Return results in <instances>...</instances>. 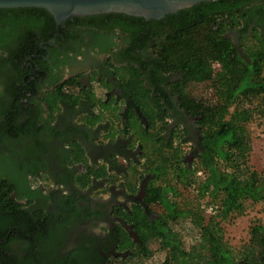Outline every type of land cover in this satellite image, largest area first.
Returning <instances> with one entry per match:
<instances>
[{
    "label": "trees",
    "instance_id": "trees-1",
    "mask_svg": "<svg viewBox=\"0 0 264 264\" xmlns=\"http://www.w3.org/2000/svg\"><path fill=\"white\" fill-rule=\"evenodd\" d=\"M251 16L256 18L251 21ZM106 17L113 20L102 22ZM72 22L93 27L94 31L118 27L126 32L129 42H136L134 36L139 33L150 41L154 40V33L163 34L158 46L154 45V54H150L154 57L152 64L154 68L158 67L159 74L161 71L180 74L167 85L174 94L172 97L156 94L162 87L155 86L151 78L156 77V71L146 72L145 64L137 66L129 61L128 65L117 68L118 75L124 80L121 99L125 109L120 114L123 119L121 131L131 133L133 139L139 141L140 156L144 159V172L139 174L134 167V180L128 181V187L134 191L138 177L149 173L144 184L146 210L154 213L151 205L156 204L166 215V219L158 214L153 219L143 215L141 221L135 223L142 241L133 247L134 257L150 254L148 243L154 239L165 252L160 264H264V223L254 222L249 226V239L241 252L226 242L221 225V221L232 213H242L246 201H264V172L248 163L251 143L247 128V122L254 115L264 119V0H204L175 13H167L160 19L146 20L143 16L115 12L75 17L66 23L72 25ZM164 23L170 26L165 28ZM63 25H59L60 30ZM55 28L52 14L43 7L0 8V33L5 32L0 36V153L10 150L23 155L18 156L15 163L38 158L45 148L41 135L45 123L39 114L41 102L47 105L52 117L59 110L58 97L50 93L39 96L36 91L27 94L28 86L33 88L31 84H35L37 75L42 73L38 70L34 73L32 67H28V64H34L36 57L30 53L39 51V42L49 38ZM232 29L238 32V44L227 36ZM64 83L77 84L73 77ZM200 85L208 86L209 96L195 92ZM66 98L74 105L81 103L79 98L85 99L86 105L93 102L89 96ZM176 106L199 122L196 135L191 136L193 145L188 152L193 157L191 163L183 159L178 147L173 146L172 133L170 135L166 130V118L173 117L170 108L179 113ZM136 107L145 116L147 125L140 122ZM24 112L29 115L21 118ZM98 118L99 115L84 113V126L80 124L72 129L88 136L90 133L86 128ZM60 134L66 133L61 131ZM189 137L187 141H190ZM63 145L69 148L63 156L67 166L75 162L86 164L84 172L65 174V182L73 180L84 188L91 178H110L106 160L99 165L86 162L85 148L78 139L64 138ZM37 169L34 173L47 176L44 170ZM198 170L202 174H198ZM16 180V175L8 169H0L1 248H6L7 239L14 236L38 241L41 248L46 246L50 250L54 233L46 229L47 219L56 222L61 218L66 222L75 216L82 219L93 215L88 208L71 205L76 200V191L74 197L70 194L58 199L56 211L38 205H33V210L32 207L26 210L10 197L18 190ZM176 183L195 187L198 195L206 198V204L213 207V213L205 216L200 203L179 205L173 197L178 193ZM79 195L86 197L84 192ZM30 197L27 202L31 201ZM102 215L99 210L94 217ZM185 218L197 229L195 241L187 246L182 232L174 226ZM57 224L54 223V230ZM13 227L16 229L14 235L11 234ZM83 243L79 242L78 247L81 255L83 249L88 248ZM26 245L27 251L31 249L29 242ZM4 258L0 252V259Z\"/></svg>",
    "mask_w": 264,
    "mask_h": 264
},
{
    "label": "flooded vegetation",
    "instance_id": "flooded-vegetation-1",
    "mask_svg": "<svg viewBox=\"0 0 264 264\" xmlns=\"http://www.w3.org/2000/svg\"><path fill=\"white\" fill-rule=\"evenodd\" d=\"M106 13L111 14L115 13V11L93 14ZM88 15L92 14L73 15L58 23L55 21V31L49 38L39 42L41 46L39 51L30 53V55H36L37 58L35 57L34 64H28V67L31 66L34 73L37 70L39 73H42L37 75L36 83L31 84L34 86L33 88L28 86L29 91L27 94L36 91L37 95L45 96L46 93H50L58 97L59 110L55 111L52 117L48 112L47 105L41 102L39 114L42 117L43 123H45V131L41 134L43 136L42 139L45 141V148L39 154V157L15 163V159L23 155L14 154L10 150L3 151L0 153V169H8L9 172L16 175V188L18 190H14L10 197L20 202L21 207L26 210L31 207L33 210V205H38L39 207H44L46 210L56 211L58 199L70 194L74 197L76 191V200H73L71 205L74 206L75 204L77 207L88 208L93 215L92 217L82 219L75 216L66 222L59 218L56 222L53 221L55 219L52 221L51 219H47V223L46 218H44L46 229L54 233V243H52L51 249L47 250L46 246L41 248L38 245V241L32 242L26 238L12 236L7 239L8 246L6 248L0 247V250L2 249L0 251L1 255L5 256L4 259H0V264H3V262L5 264H77V262L81 264V261L82 264H125L129 258L134 256L135 249L133 247L136 244H141L142 241L136 232V224L141 221L143 215L148 216V219H153L157 216V213L146 210L144 201V184L149 178V173H143L138 178L134 191H130L128 185H123L122 181L117 186L110 183L108 195L105 198L102 196L93 197L89 194L84 198L79 195L81 192L87 191V189L88 193H90L91 190L89 189L94 186L93 183L96 178H91L90 184L84 186V188H80L73 180L69 182L63 180L65 174L73 175L79 171L84 172L86 170L84 162H75L69 166L64 163L65 161L63 162L64 153L69 149L63 145L64 138L70 140L74 138L78 139L85 148L87 159L98 157L106 160L108 174L112 173V171L118 175L128 173L124 165L127 166L128 162L133 163L132 165H138L142 160L140 156L142 149L140 143H138L139 141H134L131 133L121 131L123 119L120 114L125 109L124 102L121 99L124 95L122 88L124 80L118 75L117 68L128 65L127 62L129 61H132L137 66L145 64L146 72L153 73L156 71V77L151 78L153 83L156 84L155 86L159 85L162 87L157 89L156 94L172 97L174 94L167 85L177 80L180 76L176 72L165 73L161 71V74H159L158 67L154 68L152 64L154 57H150V54H154V45L158 46L163 34L154 33L152 36L154 40L150 41L151 39L147 40L143 37L142 33H139L140 35L134 36L136 42H129L126 32H122L118 27H114V30L96 29L94 31L93 27L86 26L83 23L77 25L72 22L74 24L69 25L70 21L75 17ZM255 18V16L250 17L251 21ZM112 20V18L106 17L102 22H110ZM68 21L69 23H66ZM61 23H64L63 30L59 29ZM169 26L170 24L164 23L163 27ZM4 35L5 32L0 33V36ZM227 36L231 38L233 43H239L240 37L236 30H229ZM135 60L137 61L136 63L134 62ZM144 74L146 73L144 72ZM33 77H35V74H33ZM71 77L75 78L76 85L64 83L65 80ZM146 77L148 78L149 76L147 75ZM144 80L147 82L146 79ZM148 84L153 89L149 80ZM1 91L0 88V93ZM65 96H89L93 98V102L86 105L85 99L79 98L78 100L81 103L78 104L79 108H75L76 105H72L73 103L68 101L67 98L64 99ZM100 97L103 98L101 99ZM106 105L114 108L120 116L117 124L120 131L115 133L114 138L104 136L101 142H96L98 139L95 138L98 135L97 131L99 132V128H105L103 124L88 126L86 128L90 133L88 136L73 131V126H79L80 124L84 126L82 121H75V117L80 110L93 115L95 113L93 108L102 109ZM176 108L179 113L170 108L173 117L166 118L167 122L170 119L166 126L167 133L171 134L174 126L183 122L182 124H185L187 132L195 136L197 130L191 125L187 126V119H195V117L187 114L180 106H176ZM28 115L27 112H24L21 114V118H25ZM140 122L147 125V122L141 121V118ZM49 128L52 130H49ZM61 131H65L66 134L61 135ZM130 142H135V144L131 146L132 143ZM118 156L125 162L124 165L119 164L118 160L115 159ZM82 164H84L83 168L80 169ZM89 164L99 165L97 163ZM37 167L38 169L41 168L40 171L44 170L47 173L46 178L49 180L47 185L43 184L41 180L39 183H36V179L39 176L42 177L40 173H34ZM109 180L110 178L108 180L102 179L104 182H108ZM44 181L46 180L43 179ZM118 193L121 196L117 197ZM29 195H31V201L27 202ZM131 203H137L141 208L140 218L135 222H127L121 214L115 212V208L119 207V211L123 210L127 213H132L130 208ZM99 210H102L103 215L94 217L95 213ZM53 222L58 223L55 227L56 231L54 230ZM102 226H104V229H102ZM120 227L127 231L132 241V246L124 249L118 247L121 237L118 236L117 231ZM15 231L16 229L13 227V233L11 234L14 235ZM0 242L3 243V240L0 239ZM27 242L31 244V249H28V251L25 249ZM79 242H84L83 244L88 247L86 249L82 248L84 251V253L82 251V255L78 250ZM80 256L82 257L78 261L77 259Z\"/></svg>",
    "mask_w": 264,
    "mask_h": 264
},
{
    "label": "rangeland",
    "instance_id": "rangeland-1",
    "mask_svg": "<svg viewBox=\"0 0 264 264\" xmlns=\"http://www.w3.org/2000/svg\"><path fill=\"white\" fill-rule=\"evenodd\" d=\"M195 92L198 94L205 95V96L210 95V89L206 85L197 86V89L195 90ZM100 98L102 99L103 97H100ZM77 107L78 105H76L75 108ZM83 116H84V113L79 112L77 116L75 117V121L76 122L82 121ZM117 118L118 120H120L119 117ZM169 121L170 119L168 120V122ZM182 123H178L177 125L174 126V129L171 130L173 131L172 132V139H173L172 143H173V146L178 147L180 152L183 154V159L186 161L188 160L191 163L193 161L192 160L193 157L191 153H188V152L192 148L193 141H191L192 140L191 136L193 137L194 134L188 133L187 128L184 126L185 124H182ZM198 124L199 122L196 123L195 119H190V120L187 119V126L191 125L194 129L198 130ZM247 128L250 134V143H251V149L248 155V163L252 168L264 172V119L263 117L261 115H254L247 122ZM102 132L103 130L99 128V132L97 131L98 139L96 142H101L104 139V134ZM187 136L188 137L190 136L189 137L190 141H187ZM182 138H186V139H183L184 140L183 141ZM130 143H132L131 146L135 144V142H130ZM152 157H153V153H151V158ZM115 159L118 160L119 164H123V165L125 164V162L122 160L121 157L118 156V157H115ZM103 161L104 159L98 158V157L95 159L86 158L87 163L101 164L103 163ZM143 162H144V159H142L138 165L136 164L132 165L133 163L128 162L127 164L128 167L126 168V170H128V173L118 175L117 173L114 174V172L112 171V173H110L111 176L108 182L107 181L104 182L102 181V179H96L95 182L93 183L94 186L90 187L91 189H89L91 190L90 193H88V189L87 191L85 190L84 193L86 194V196L87 194H89L90 196H93V197H97V196H102L104 198L107 197L108 190H109L108 187L110 183L117 186L118 183L122 181L123 185H128V181L130 179L134 180L133 178L134 167L137 168L136 172H139V174L141 172H144L143 171L144 165H142ZM83 165L84 164L80 166V169L83 168L82 167ZM130 165H132L133 167H130ZM124 166L126 167V165ZM76 170L78 169L76 168ZM169 176L170 174L167 175V177ZM42 177L39 176L36 179V183H39L41 180L43 184L47 185L49 183V180L46 178L47 176L42 175ZM43 179H45L46 181L43 182ZM176 187H177L178 193L174 195L173 197L179 203V205L187 204V203H190V204L200 203L201 207L204 208L203 213L205 216H210V214L213 213V207L208 206L206 204L205 202L206 198L199 196L195 187L183 186L178 183H176ZM113 195L116 196L117 194H113ZM118 196H121V194L118 193L117 197ZM130 208H131L132 213H127L126 211H123V210L119 211V207L115 208V212L121 214L127 220V222H135L140 218L141 208L139 204L137 203H131ZM151 208L155 213L160 215L162 219H166V215L159 205L152 204ZM254 222L264 223V201H259V202L246 201L245 209L242 213H232L227 218L221 221L224 239L226 240V242H228V244L231 245V247L235 251L238 250L241 252V250L243 249L242 246L249 239V226ZM174 226L182 232L186 246L188 245V243L195 241L197 229L189 222V220H187L186 218L180 219L174 224ZM118 236L121 237L119 241L120 244L118 245L120 249H124L126 247L132 246V241L130 240V236L127 234V231L124 228L122 227L119 228ZM148 244H149L148 248L151 251L150 254H148L147 256H142L138 258L133 256L129 258L125 264H160V262L164 258L165 252L161 248H159L158 242L154 239L150 240Z\"/></svg>",
    "mask_w": 264,
    "mask_h": 264
},
{
    "label": "water",
    "instance_id": "water-1",
    "mask_svg": "<svg viewBox=\"0 0 264 264\" xmlns=\"http://www.w3.org/2000/svg\"><path fill=\"white\" fill-rule=\"evenodd\" d=\"M204 0H0L1 7L36 6L49 11L58 23L73 15L101 12H122L144 18H160L180 8L191 6ZM141 121L145 116L136 107Z\"/></svg>",
    "mask_w": 264,
    "mask_h": 264
},
{
    "label": "crops",
    "instance_id": "crops-1",
    "mask_svg": "<svg viewBox=\"0 0 264 264\" xmlns=\"http://www.w3.org/2000/svg\"><path fill=\"white\" fill-rule=\"evenodd\" d=\"M99 102H101L99 100ZM95 111V115H99V118L95 120L94 124H103L105 128H103V134L104 136H110L109 133H113L111 137H115V133L117 131H120L117 127V124L119 122L117 117H120L116 110H114L111 107H108L107 105L104 108H98V109H93ZM98 110V111H97ZM114 110V111H113ZM98 136V135H97ZM98 138V137H95ZM113 159V158H111Z\"/></svg>",
    "mask_w": 264,
    "mask_h": 264
},
{
    "label": "built area",
    "instance_id": "built-area-1",
    "mask_svg": "<svg viewBox=\"0 0 264 264\" xmlns=\"http://www.w3.org/2000/svg\"><path fill=\"white\" fill-rule=\"evenodd\" d=\"M198 174H202L201 170H198Z\"/></svg>",
    "mask_w": 264,
    "mask_h": 264
}]
</instances>
